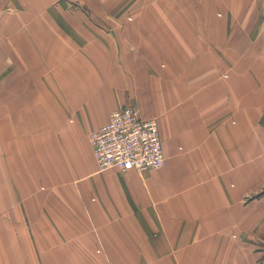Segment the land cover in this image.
Wrapping results in <instances>:
<instances>
[{"label": "crops", "instance_id": "obj_1", "mask_svg": "<svg viewBox=\"0 0 264 264\" xmlns=\"http://www.w3.org/2000/svg\"><path fill=\"white\" fill-rule=\"evenodd\" d=\"M264 0H0V264H264ZM156 118L159 169L90 133Z\"/></svg>", "mask_w": 264, "mask_h": 264}, {"label": "built area", "instance_id": "obj_2", "mask_svg": "<svg viewBox=\"0 0 264 264\" xmlns=\"http://www.w3.org/2000/svg\"><path fill=\"white\" fill-rule=\"evenodd\" d=\"M98 170L146 171L165 166L156 118H143L134 105L109 114L108 121L90 133Z\"/></svg>", "mask_w": 264, "mask_h": 264}, {"label": "rangeland", "instance_id": "obj_3", "mask_svg": "<svg viewBox=\"0 0 264 264\" xmlns=\"http://www.w3.org/2000/svg\"><path fill=\"white\" fill-rule=\"evenodd\" d=\"M264 54V53H263ZM135 106V105H134Z\"/></svg>", "mask_w": 264, "mask_h": 264}]
</instances>
